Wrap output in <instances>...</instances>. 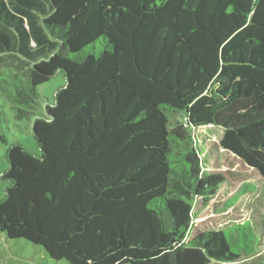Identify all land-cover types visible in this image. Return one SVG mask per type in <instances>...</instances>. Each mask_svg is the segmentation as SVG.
Returning <instances> with one entry per match:
<instances>
[{"label": "trees", "instance_id": "1", "mask_svg": "<svg viewBox=\"0 0 264 264\" xmlns=\"http://www.w3.org/2000/svg\"><path fill=\"white\" fill-rule=\"evenodd\" d=\"M4 55L31 65L0 69V99L41 149L7 151L8 238L70 264L256 253L249 223L191 235L196 199L225 179L207 174L190 129L222 127L221 147L264 177V0H0ZM58 72L66 85L39 112ZM7 124L0 105L3 139Z\"/></svg>", "mask_w": 264, "mask_h": 264}, {"label": "rangeland", "instance_id": "2", "mask_svg": "<svg viewBox=\"0 0 264 264\" xmlns=\"http://www.w3.org/2000/svg\"><path fill=\"white\" fill-rule=\"evenodd\" d=\"M16 67L29 75L31 65L18 55H4L0 58V69ZM66 77L58 72L48 82L38 87L40 108L55 104L56 92L66 85ZM8 119L5 139L0 136V198L5 196L7 182L2 179L9 163L7 151L12 143L25 145L32 153L40 154L41 149L33 134V121L16 120L11 106L0 99ZM173 117L174 115H170ZM181 120L180 115H175ZM199 145L205 148L208 175H221L224 182L219 191L209 199L198 197L193 213L191 235L205 230H222L249 223L256 237V253L245 260L232 263L212 261L211 264H260L264 262V177L255 169H247L244 162L235 159L221 147L224 129L208 124L190 129ZM0 264H70L66 260H53L45 250L25 239H10L0 231Z\"/></svg>", "mask_w": 264, "mask_h": 264}]
</instances>
